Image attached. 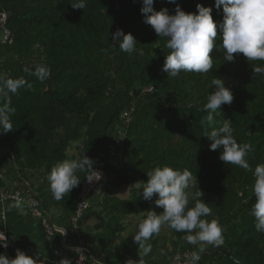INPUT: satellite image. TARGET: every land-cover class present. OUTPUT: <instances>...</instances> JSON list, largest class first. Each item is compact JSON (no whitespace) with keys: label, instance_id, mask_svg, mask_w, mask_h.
I'll list each match as a JSON object with an SVG mask.
<instances>
[{"label":"trees","instance_id":"obj_1","mask_svg":"<svg viewBox=\"0 0 264 264\" xmlns=\"http://www.w3.org/2000/svg\"><path fill=\"white\" fill-rule=\"evenodd\" d=\"M2 13L0 152L21 178L40 174L43 208L53 167L76 161L60 198L71 215L120 131L110 185L130 198L102 203L109 242L122 217L164 211L190 183L163 219L173 252L264 264V0H0Z\"/></svg>","mask_w":264,"mask_h":264},{"label":"crops","instance_id":"obj_2","mask_svg":"<svg viewBox=\"0 0 264 264\" xmlns=\"http://www.w3.org/2000/svg\"><path fill=\"white\" fill-rule=\"evenodd\" d=\"M115 138V135L111 136L107 150L102 152V155L99 154L100 161H97L96 165L103 166L109 174L113 175V178L114 173L110 169H118L123 151L120 147L116 153V161L114 158L111 159ZM75 162L66 161L53 167L52 180L48 181L50 187L46 193L45 208L39 199L41 209L49 223L58 230L52 238L47 239L39 221L31 215L28 208L9 199V196L14 192L25 191H29L37 198L35 190L41 183L40 174L33 173L31 175L24 172V174L22 173L23 178H21L14 161H8V157L0 152V230L11 238L16 249L0 259V264L72 263L71 260L75 257L73 248L77 245V236L72 233L71 223L74 209L71 215L67 214L65 211L67 206H62L60 198L67 197L71 189L70 185L66 183L69 182L72 165ZM110 183L94 189L90 197V208L83 216L80 225V235L91 243L92 258L105 264H168L175 254L172 248L173 237L164 221L159 218L160 222L158 221L156 224V216L147 213L151 210L156 212L152 208L146 212L147 215L143 213L139 216L122 217L120 221L122 228L120 231L116 229V237L112 241H108V236H111V230L114 228L105 227V220L100 212L103 201L109 199L125 201L130 198L129 187H113ZM165 215L163 214V219ZM69 216L71 228L65 230L60 226V223L63 222V217L66 219ZM195 242L198 247L197 253L200 254L206 250L201 234L197 235ZM64 248L66 258L60 259L58 253ZM1 253L0 249V255Z\"/></svg>","mask_w":264,"mask_h":264},{"label":"built area","instance_id":"obj_3","mask_svg":"<svg viewBox=\"0 0 264 264\" xmlns=\"http://www.w3.org/2000/svg\"><path fill=\"white\" fill-rule=\"evenodd\" d=\"M7 15L0 14V47L3 45H10L12 43V36L10 32L6 29ZM152 91V90H149ZM127 114L122 115V119L127 123ZM117 136L114 139L113 148L120 147L122 142V137L120 131L117 132ZM117 157L113 152L111 153V159ZM104 159V157H101ZM113 180V175L109 174L103 166L95 167V169L86 177L78 188L76 195V204L74 208V214L71 220L72 223V233L77 236V245L73 248L75 257L71 260V264H105L102 261H96L92 258L90 254L91 243L85 240L80 235V225L83 216L90 208V197L94 189L98 186L108 185ZM9 199L15 203L23 204L28 208L31 215L39 221L44 236L50 239L54 236L55 232L58 230L49 223L44 212L41 209V202L29 191L25 192H14L9 196ZM60 232V231H59ZM0 249L1 255L0 259L6 257L10 251H16L15 246L11 238L0 230ZM60 259L66 258L65 248L61 249L58 253ZM195 256L192 252L186 250L184 252H178L173 255L172 260L168 264H195Z\"/></svg>","mask_w":264,"mask_h":264},{"label":"rangeland","instance_id":"obj_4","mask_svg":"<svg viewBox=\"0 0 264 264\" xmlns=\"http://www.w3.org/2000/svg\"><path fill=\"white\" fill-rule=\"evenodd\" d=\"M245 25H250L252 27H254L256 33H257V36L259 37L260 39V34L258 33V30L255 28V26L253 24H251V20H247ZM76 144H73L72 147L68 150L67 154L68 156L70 157H75L76 155V152H75V146ZM190 186V183H187L184 188H182V190L179 192V193H176L172 196H169L167 198V200L165 201V204H164V211L160 208H152L154 209L156 212L154 211H149L147 212L148 214L151 213L153 214V216H156V224L157 222L159 221L160 222V219L163 221V214H166V215H170V214H173L175 212V208L179 207V205L187 198V193H186V189ZM145 212V215H147V213ZM165 215V216H166ZM160 218V219H159ZM154 221V219H153ZM196 238H197V235L194 237V241H196ZM196 244V243H195ZM196 252H198V247L196 245Z\"/></svg>","mask_w":264,"mask_h":264}]
</instances>
